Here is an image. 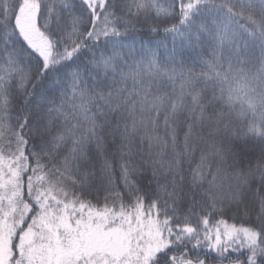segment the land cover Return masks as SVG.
I'll return each mask as SVG.
<instances>
[{
    "label": "snow or ice",
    "instance_id": "6c2138e0",
    "mask_svg": "<svg viewBox=\"0 0 264 264\" xmlns=\"http://www.w3.org/2000/svg\"><path fill=\"white\" fill-rule=\"evenodd\" d=\"M0 264H264V0H0Z\"/></svg>",
    "mask_w": 264,
    "mask_h": 264
}]
</instances>
